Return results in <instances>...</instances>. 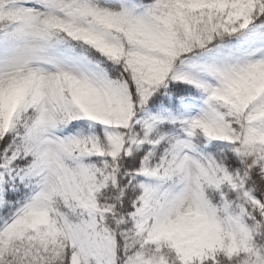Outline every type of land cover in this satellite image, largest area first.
Here are the masks:
<instances>
[{"label":"snow or ice","instance_id":"snow-or-ice-1","mask_svg":"<svg viewBox=\"0 0 264 264\" xmlns=\"http://www.w3.org/2000/svg\"><path fill=\"white\" fill-rule=\"evenodd\" d=\"M0 264H264V0H0Z\"/></svg>","mask_w":264,"mask_h":264}]
</instances>
